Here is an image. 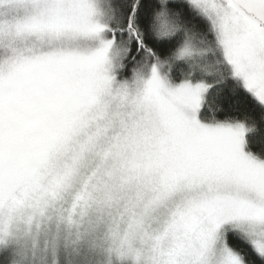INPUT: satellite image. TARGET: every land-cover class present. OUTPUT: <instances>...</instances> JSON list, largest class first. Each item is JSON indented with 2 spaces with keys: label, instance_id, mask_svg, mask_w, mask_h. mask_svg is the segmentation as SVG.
Instances as JSON below:
<instances>
[{
  "label": "snow or ice",
  "instance_id": "snow-or-ice-1",
  "mask_svg": "<svg viewBox=\"0 0 264 264\" xmlns=\"http://www.w3.org/2000/svg\"><path fill=\"white\" fill-rule=\"evenodd\" d=\"M264 0H0V264H264Z\"/></svg>",
  "mask_w": 264,
  "mask_h": 264
},
{
  "label": "trees",
  "instance_id": "trees-1",
  "mask_svg": "<svg viewBox=\"0 0 264 264\" xmlns=\"http://www.w3.org/2000/svg\"><path fill=\"white\" fill-rule=\"evenodd\" d=\"M252 148L254 151H260L262 147H264V143H262V138L260 134L253 136L252 138Z\"/></svg>",
  "mask_w": 264,
  "mask_h": 264
}]
</instances>
